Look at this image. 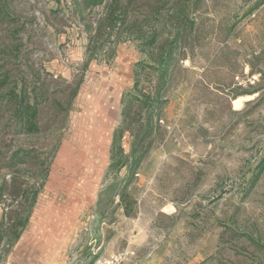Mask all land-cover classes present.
<instances>
[{"label": "rangeland", "instance_id": "obj_1", "mask_svg": "<svg viewBox=\"0 0 264 264\" xmlns=\"http://www.w3.org/2000/svg\"><path fill=\"white\" fill-rule=\"evenodd\" d=\"M81 1L14 0V27L0 26V78L9 71L17 92L22 79L29 90H49L38 105L40 132L19 133L8 99L13 83L0 89V264L35 256L32 246L15 253L33 214L54 230V264H93L125 249L135 251L125 264H264V170L250 187L264 157V0H105L128 11L109 36L96 33L106 5L80 9ZM135 22L147 32V50L154 30L172 40L185 23L147 135L139 98L152 104L159 73L126 29ZM83 36L86 58L76 63L67 43ZM59 51L68 80L51 70ZM122 53L134 65L121 95L128 116L121 112L113 133L123 130L124 149L115 157L113 140L89 143L99 138L96 130H82L96 137L74 136L81 130L72 119L91 60L105 76ZM137 137L140 160L132 171ZM50 206L63 222L44 217ZM30 208L24 229L9 238L13 221Z\"/></svg>", "mask_w": 264, "mask_h": 264}, {"label": "trees", "instance_id": "obj_2", "mask_svg": "<svg viewBox=\"0 0 264 264\" xmlns=\"http://www.w3.org/2000/svg\"><path fill=\"white\" fill-rule=\"evenodd\" d=\"M199 0H197L198 2ZM80 9H92L96 6H102L106 5L107 11L104 16H102L99 20V25L97 27V32L99 35L103 33H107V36L113 34L116 30V26L118 23L124 24L127 20V5L126 6H120L118 3H115L111 5L112 3H107L105 0H82ZM15 6H14V0H0V26L3 24H6L7 27H14V23H16L15 18ZM159 17V10H155L152 12V14L148 18V22L154 23L156 22L157 18ZM185 22V21H184ZM182 23L181 26H177L176 32H175V38L172 40H167L168 38H164L165 31L158 32L157 30H154L149 36V40L147 42V45H149V49L147 50L143 44H141L142 40H144L145 37H147V32L143 30V27L141 24H138L137 22L130 24L127 26V30L134 32V36L136 39L140 41V49L149 53V57L154 61L151 64V67L158 70L159 73V84L155 92V98L152 100V104H147L146 98L145 100L142 98H139L141 103L145 104V107L147 109V118H146V124H145V130L144 134L147 135L152 132L153 127L155 124V113L156 109L160 106L161 103V89L166 84V82L169 80L171 67L174 64V49L175 44L180 38L183 36V26L185 23ZM14 29V28H12ZM0 40L4 41V38L0 36ZM94 45V44H93ZM93 51L97 49L96 44L94 47H91ZM89 50V52L93 53ZM136 73V71H135ZM22 84L18 91V84L19 80L17 81L13 80L11 81V76L9 74V71H6L1 75L0 78V89H3L4 87L9 88L10 85L13 83V90L9 92L8 99L10 101H13L14 103V120L19 124V130L18 132H24V133H39L40 127L37 124L38 119V105L45 99V95L49 92V90L45 89L44 91H37V87L34 86L33 88L30 87L24 81V79L21 80ZM30 85V84H29ZM137 85V84H136ZM10 89V88H9ZM30 91H34L36 94L32 96L30 94ZM74 91H76L74 89ZM5 96V95H4ZM3 96V97H4ZM40 97V98H39ZM126 97H123L121 100L122 107L125 105ZM123 112L124 118L127 119V111L124 109L121 111ZM140 133V132H139ZM123 130L115 131L114 138H113V151L115 153V157L118 154H121L123 152V146L120 142L122 139ZM141 144V139L138 137L134 141V144L132 146V157L134 158V164L131 166L132 171L135 170L136 164L140 160V157L136 155V153L139 151V147ZM23 158L21 156H18L16 159L18 162H24L22 160ZM16 161V162H17ZM122 161L115 162L113 166L117 167V169L121 168L123 166ZM258 170L254 173V176L251 178L250 187L254 186L261 175L262 171L264 170V157L260 164L257 166ZM123 199L125 200V194H122ZM33 201L35 200V193H33ZM32 206V204H31ZM32 208H30L27 212V215H21L18 214V217L15 219L13 228L15 229L12 236H9V238H17L20 234L21 229H24V227L27 224V220L29 217V214L31 212ZM24 210V214H25ZM3 233L0 234V240L3 239ZM1 261V260H0Z\"/></svg>", "mask_w": 264, "mask_h": 264}, {"label": "crops", "instance_id": "obj_3", "mask_svg": "<svg viewBox=\"0 0 264 264\" xmlns=\"http://www.w3.org/2000/svg\"><path fill=\"white\" fill-rule=\"evenodd\" d=\"M86 41L84 36L80 39H76L75 42H72V45L67 43L68 49L67 52H70V57L74 62L78 63L84 61L86 58ZM63 48V47H61ZM64 50V49H63ZM60 52V51H59ZM65 52V51H64ZM62 54L61 52L55 55V58L50 62L52 67L51 70L56 73V75H61L65 80H68L70 70L65 66V64L61 63ZM64 63V61H63ZM101 64V63H100ZM103 64V63H102ZM101 64V65H102ZM134 63L130 60V56L124 53L118 55L114 59V64L112 70L108 75H103V71L105 70L103 67H99L98 62L91 60L90 67L94 69V73L92 72L89 75L88 83H85L79 92V110H75L73 113V126L74 129L78 128L80 131L74 134L79 136L80 133L83 136H98L94 141H90L89 143L94 144H103L109 145L113 140L114 129L118 123L119 117L121 115V100H122V92L125 86V83L130 78L131 66ZM98 72H101L98 74ZM93 74L96 76L93 77ZM95 80L97 85L92 88L91 82ZM91 89V90H90ZM88 90V91H87ZM78 105V104H77ZM96 130L94 134L87 133V131L82 130ZM95 136V137H96ZM84 138V137H83ZM41 205L37 206L40 209ZM55 209L47 207L48 211H45L44 216L48 218L50 215L56 219L58 223L63 222V217L61 216V212ZM78 210H81V207L77 206ZM70 214L69 216H71ZM68 216V215H67ZM68 218V217H66ZM63 220V221H61ZM72 222V221H71ZM70 222V223H71ZM67 223V222H66ZM67 231L69 230V225H66ZM71 228V227H70ZM59 250L55 253L52 259L48 262V264H54L55 259L58 256Z\"/></svg>", "mask_w": 264, "mask_h": 264}, {"label": "water", "instance_id": "obj_4", "mask_svg": "<svg viewBox=\"0 0 264 264\" xmlns=\"http://www.w3.org/2000/svg\"><path fill=\"white\" fill-rule=\"evenodd\" d=\"M54 230L41 216L33 214L30 218V228L23 233L16 244L15 253L28 246L37 248L36 254L28 261H18L17 264H48L57 252V241L53 238ZM14 260V256L8 259V264Z\"/></svg>", "mask_w": 264, "mask_h": 264}, {"label": "built area", "instance_id": "obj_5", "mask_svg": "<svg viewBox=\"0 0 264 264\" xmlns=\"http://www.w3.org/2000/svg\"><path fill=\"white\" fill-rule=\"evenodd\" d=\"M134 253L135 251L130 249L112 252L97 258L93 264H125Z\"/></svg>", "mask_w": 264, "mask_h": 264}]
</instances>
